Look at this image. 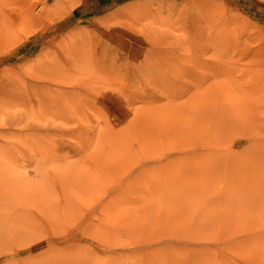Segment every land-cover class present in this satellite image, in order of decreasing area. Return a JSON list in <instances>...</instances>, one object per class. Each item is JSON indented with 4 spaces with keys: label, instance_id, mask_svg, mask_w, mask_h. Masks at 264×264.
<instances>
[{
    "label": "rangeland",
    "instance_id": "rangeland-1",
    "mask_svg": "<svg viewBox=\"0 0 264 264\" xmlns=\"http://www.w3.org/2000/svg\"><path fill=\"white\" fill-rule=\"evenodd\" d=\"M0 264H264V0H0Z\"/></svg>",
    "mask_w": 264,
    "mask_h": 264
}]
</instances>
